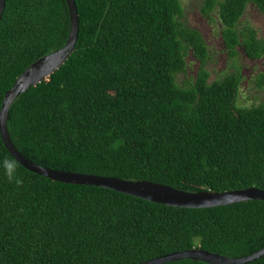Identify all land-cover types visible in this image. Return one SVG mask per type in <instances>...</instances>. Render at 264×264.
Masks as SVG:
<instances>
[{
	"label": "trees",
	"instance_id": "trees-1",
	"mask_svg": "<svg viewBox=\"0 0 264 264\" xmlns=\"http://www.w3.org/2000/svg\"><path fill=\"white\" fill-rule=\"evenodd\" d=\"M74 2L73 52L9 106L7 132L20 154L58 171L192 193L264 190V99L239 105V69L208 81V49L181 21L180 0ZM249 4L264 15V0H201L231 59L237 48L250 60L264 56V38L240 20ZM69 23L65 0H5L0 109L16 78L66 43ZM189 54L195 75L178 84ZM251 83L264 90V60ZM4 158L14 157L0 137ZM18 175L19 187L0 168V264H140L189 249L237 259L264 247V200L179 208L52 181L20 163Z\"/></svg>",
	"mask_w": 264,
	"mask_h": 264
},
{
	"label": "water",
	"instance_id": "water-1",
	"mask_svg": "<svg viewBox=\"0 0 264 264\" xmlns=\"http://www.w3.org/2000/svg\"><path fill=\"white\" fill-rule=\"evenodd\" d=\"M69 14V34L66 43L59 49L39 58L29 65L15 80L14 84L5 92L0 109V137L5 148L28 171L67 184L88 185L102 187L125 195H130L150 202L179 208H211L233 203L264 200V190L254 187L214 192H187L167 185L145 180H123L113 177H104L82 173L58 171L34 164L20 154L9 137L6 127V118L11 103L30 87L46 80L66 61L73 52L78 35V14L74 0H65ZM5 0H0V18L3 13ZM264 257V247L259 251L237 259L227 258L218 254L209 253L201 249L167 254L140 264H164L181 259H192L209 264H246Z\"/></svg>",
	"mask_w": 264,
	"mask_h": 264
},
{
	"label": "rangeland",
	"instance_id": "rangeland-1",
	"mask_svg": "<svg viewBox=\"0 0 264 264\" xmlns=\"http://www.w3.org/2000/svg\"><path fill=\"white\" fill-rule=\"evenodd\" d=\"M180 2L183 12L181 21L199 31L208 49V60L205 65L209 72L208 81L221 79L225 74L239 69L243 78L239 88V105H249L256 97H258L254 100L256 102L264 99V90L257 91L251 83L252 78L262 71L264 56L259 60H250L241 48H237L238 55L234 59L229 58L227 52L224 51L219 24L214 20L212 22L204 18L199 12L201 0H180ZM240 20L252 27L258 38H264V15L254 6L247 5ZM186 61L187 72L179 73L175 77L178 84H182L188 76L194 77L195 75L197 62L190 54L186 57Z\"/></svg>",
	"mask_w": 264,
	"mask_h": 264
},
{
	"label": "clouds",
	"instance_id": "clouds-1",
	"mask_svg": "<svg viewBox=\"0 0 264 264\" xmlns=\"http://www.w3.org/2000/svg\"><path fill=\"white\" fill-rule=\"evenodd\" d=\"M19 162L15 158H4L0 160V168L10 183H15L18 187L22 186L23 179L18 175Z\"/></svg>",
	"mask_w": 264,
	"mask_h": 264
}]
</instances>
